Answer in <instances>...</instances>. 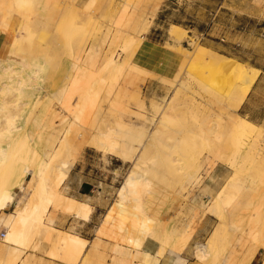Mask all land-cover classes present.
<instances>
[{
    "label": "bare ground",
    "instance_id": "obj_1",
    "mask_svg": "<svg viewBox=\"0 0 264 264\" xmlns=\"http://www.w3.org/2000/svg\"><path fill=\"white\" fill-rule=\"evenodd\" d=\"M94 1H88L84 9L88 11ZM31 2L32 0L14 1L19 7L28 6ZM46 26L47 21L43 19L39 29L44 31ZM113 27L116 35H119L118 40L124 39L123 51L125 52L127 47L136 46L137 52L142 44L141 39L128 36L119 22L113 23ZM168 32L170 40L178 45L177 49H180V43L184 40L193 47L190 37H186L182 28L171 26ZM17 33L15 40L9 45L11 49L9 54L24 51L25 45H30L31 34L28 31ZM41 33L43 37L44 32ZM114 39L117 37L114 36L112 40ZM176 48L171 50L177 54ZM77 55L81 60V66L77 77L74 74L76 80L74 82L73 79L71 80L73 84L71 83L69 87L72 89L66 85L67 91L63 93L61 91L59 98L62 101L60 107L68 112L72 108L74 97L79 94L78 107L81 110L79 120L74 123L73 128L65 132L63 137H59V134L55 136L52 131L55 128L48 125L49 127L46 128L51 130L54 136L50 134L51 138L49 140L47 138L44 151L39 152L35 145H29L25 153L14 152V148H11L13 143L25 138L24 135L18 134L19 126H15L20 112L15 107L19 108V105H13L14 102L8 100L0 105V116L3 117V122L0 121V165L8 158L10 165L12 158L19 155V159H27L28 163L40 171L28 202L8 222L2 240L5 244L2 264H16L20 261L21 252L26 250L31 240L27 235L34 231H43L46 235L44 239L52 243L48 253L51 258L68 264L88 263L87 257L82 258L83 249L87 244L84 240L56 230L45 223L51 209L75 212L76 217L88 220L91 208L87 204L64 197L60 191L72 166L71 162L75 160L74 157L84 144L96 148L104 156L110 155L122 162L131 160L134 167L141 170L136 177L129 175L118 191V201L109 208L101 227L99 226L100 229L97 231L99 237L113 238L117 234L130 232L137 246H142L148 238L153 240V237L146 232L154 217L152 213H147L144 201L148 195L156 196L154 188L160 192L157 194L156 202L166 197V191H160L158 187L165 181H170L171 184H178V181L183 183L182 191L177 195L183 196L184 193L187 195L202 184L200 170H204L207 174V171L216 165H224L232 170L231 177L223 185L226 186L224 192L220 189L213 193L210 188L204 191L209 194L207 195L209 206L204 211L216 218L217 226L205 243L195 245L194 256L197 261L206 264H252L260 249H264V151H262L264 147L260 146L261 143L264 144V129L240 117L237 112L259 77L260 71L226 58L214 57L207 51L195 49L191 58L185 57L184 68L174 74L175 80L174 75L163 79V83L173 86L174 90L171 98L162 102L163 105L151 103L152 115L148 116V113L146 114L148 117L143 115L146 111L142 101L139 102V98L136 100L131 96V100L137 102H135L136 109L130 110L126 107L120 110L119 107L112 106L109 109L112 120L107 125L98 126L94 119L102 120L103 118L98 119L96 116H101L103 113L92 97L91 88L96 79L101 77V72L108 71L109 78L116 80L115 85L118 80L123 79L128 87H133L142 70L132 63L133 57L131 59L126 57L118 63L115 58L109 56L110 54L98 66L99 51L95 47L90 48L86 53L78 51ZM20 61L22 68L34 71L27 74V79L20 78L16 82L19 88L14 89L8 87L14 82V78L9 76L13 72L7 73L9 66L0 63L1 88L4 91L12 89L21 92L24 87H29L28 93H38L39 76L45 61L41 63L30 56L28 60L24 58ZM178 91L181 92L180 97L175 98ZM129 106L131 107L130 104ZM185 114H189V118L178 126L179 118ZM90 115L96 117L93 119L94 123L92 119L89 122ZM123 118L126 119L125 122ZM43 129L44 127H40V131ZM90 130L91 132L93 130L94 134H90ZM58 131L60 132L61 129ZM196 154H201L202 158H195ZM64 155L73 156L61 166L59 160L63 159ZM248 156L255 157V181L253 177V181L239 178L235 173L239 160L244 157L249 159ZM33 170L0 177V211H4L14 202L16 188H20L19 192L23 191L24 177L31 175ZM56 170L57 174L54 176ZM253 186H255V201L247 203L251 211L245 214L242 211L241 199L245 191ZM194 217L190 218L194 219ZM192 219L183 229L178 230L161 225L158 239H155L160 249L156 252V258L168 252L174 259V264H185L181 254L191 239ZM169 228L171 231H168ZM170 236H174V239ZM140 256L141 254L135 257L140 258ZM152 260L151 256L144 254L141 264H148ZM20 263L27 264L29 261L23 260ZM261 264H264V261Z\"/></svg>",
    "mask_w": 264,
    "mask_h": 264
},
{
    "label": "rangeland",
    "instance_id": "obj_2",
    "mask_svg": "<svg viewBox=\"0 0 264 264\" xmlns=\"http://www.w3.org/2000/svg\"><path fill=\"white\" fill-rule=\"evenodd\" d=\"M14 1L15 0H10V3L6 7L4 6L5 3L0 5V12L3 14V20L1 23L3 25L2 30L12 38L10 39L11 43L15 40V36L18 34V31H28L31 34V39L29 43L30 45H25L24 51H15L14 53L9 54L11 51L9 45L11 43L4 47V54L0 57V63L1 65L9 66L7 73L12 71L13 73L9 74V76L14 78L13 84L8 85V87L14 89L19 88L16 82L20 80V78L27 79V74H29L31 71H34L31 69L29 70L28 68H22L20 60H23L24 58L28 60L30 56L34 60H39L41 63L45 61L43 63L44 68L40 73V79L38 81V87L40 91L38 93L34 92L36 95L28 93L29 87H24V90L21 92L12 89L10 91H4L0 85V105L4 104V102L7 100L9 102L13 101V105H19V108L15 107L16 110L20 111L19 117L16 118L15 126H19L18 128L20 129V132L18 134L24 135L25 138L19 142L15 141L11 147L14 148V152L17 151L19 153H25L29 145H35L39 152L44 151L46 149V142L49 140V138H51L53 133H55V136L59 134V137H63L65 132L71 127L73 128L74 123L79 120L81 114V110L78 107L79 94H76L77 96L74 97L75 99L72 104V108L68 112L63 111L60 107L62 101L59 98L61 91L62 93L64 91L66 92L67 86L69 87V85L71 83L73 84V82L76 80L81 66V60L77 55L78 51L86 53L90 48H97L99 51L98 66L103 63V60L106 59L109 54V56H111L113 59L115 58L114 60L116 62H121L126 57L131 59L135 55L136 46L127 47L125 48V52L123 51L124 39L123 41L122 38H119L121 41L118 40L119 35H116L113 23L119 22L120 27L126 31L128 36L140 38L142 42V38L148 34L151 28L157 29V34L166 38L169 33L168 28L174 26L171 25L172 23L182 22L183 24H191L193 22L195 25H203L205 23V18L201 10L204 7L205 0H93L94 4L88 11L84 8L88 5V1L90 0H84L83 9H77L76 5L79 0H32V2L25 7H19L14 3ZM184 1L187 5L184 4ZM248 1L249 0H245L244 5L242 6L246 12H249L250 10L249 7L247 8V6H249ZM173 7L175 8L176 12L172 11ZM255 15V20L264 21V0H255ZM240 16L245 18L244 15ZM11 17L12 21L7 23L5 20ZM155 18L156 20L153 22ZM43 19H46L47 21V26L44 31H42L43 29H39ZM230 20L234 21L233 19ZM183 30L186 33V37H190L193 47L189 46L187 40H184V42L180 43V49H177L176 47H170L171 49L176 48L177 55L180 57V62L177 66L175 75L179 69L184 68V63L186 60L185 57L191 58L195 49L207 51L212 56L217 58H226L231 61L238 62L244 66H248V64H246L248 62L239 60L237 61L233 58H229L230 56H227L228 54H231L229 49H224L220 46H215V49L210 48V44L208 42L209 37L206 38V34L212 35L211 38L217 40V42H220L221 39H225L223 38L226 36V34H224L226 31L225 29L215 27L211 30L209 28ZM230 31L231 30L228 32ZM41 32H44L43 37L41 35L43 33ZM114 36L115 38L117 37V39L112 40ZM186 39L190 41L189 38ZM28 52L31 53V55ZM27 53L28 55H24ZM232 55L236 54L233 53ZM238 56H242V54H239ZM255 59L256 60L253 61L252 64L264 66V43H262V41L257 48V55L255 56ZM175 75V78H173L174 80L176 79ZM73 76L75 78H73ZM72 79L73 82L71 81ZM163 79L164 78H156L142 70L140 77L134 83V86L128 87L127 83L123 79L118 80L117 84L115 85L114 83L116 80H112V77L109 78L108 71L101 72V77L96 79L91 88V94L94 101L96 104H98L103 113L101 116L99 115L100 117H96L98 119H103H100L99 121L94 119V115H90L89 122L94 119L96 121L95 124L98 126L107 125L109 121L112 120V117L109 115V109L112 106L119 107L120 110L121 108L125 109L126 107L130 110L136 109L137 102L133 100L134 97L135 99L139 98V102L142 101L146 111L143 115H152L151 103L163 105L167 99L171 98L172 91L174 90L173 86L164 84ZM62 88H64V90ZM69 88L72 89V87ZM169 90L170 92L167 93ZM180 94L181 92L178 91L175 94V98H179ZM131 96L133 98L132 100ZM128 102L132 108L129 106ZM237 114L240 116L238 112ZM107 115L109 116L107 117ZM188 118L189 114L181 116L177 125L180 126L179 123L184 124ZM2 119L3 117L0 116L1 122H3ZM94 120L92 121L93 123ZM123 120L125 122L126 119L123 118ZM90 124L92 125V123ZM48 125H52L56 132L52 130L53 133H51L52 131L47 129L49 127ZM21 127L23 128L21 129ZM40 127H44V129L40 131ZM259 127L264 129V125ZM60 129L61 131L59 132L58 130ZM89 133L94 134L93 130L92 132L90 130ZM82 146L83 147L80 149L79 153H77V155L74 157L75 160L71 162L72 166L76 162L82 160L81 152L84 148H91L97 152H100L88 144H84ZM260 146L264 147V144L261 143ZM262 151H264V148H262ZM72 152H74L73 148ZM64 156L63 159L61 158V160H59V164L61 163V166L65 164L67 160H70L73 155L69 157H67V155L65 157ZM194 157L201 159L202 155L196 154ZM248 157L250 161H246L249 160L246 157L239 160V165H237L235 173L239 178L255 181V157ZM251 159L254 162L251 161ZM84 160L85 165L88 164L87 167L90 171L95 173L105 172L106 174H109V181L113 183L114 187V195L111 196L112 202L118 201V191L123 187L129 175L136 177L141 172V170L134 167V164L131 160L122 162L121 160L110 155L104 156L103 154H91L90 157H84ZM107 160L109 163H105ZM100 163L101 166H99ZM4 164L0 165V177H5L6 175L10 174L18 175L22 174L24 171H30L31 169H34L31 175H26L24 177L22 182L23 191L19 192L20 188H16L14 191V202L8 205L4 211H0V232L6 233L9 220L13 219L17 212L28 202V199L33 192L32 190L35 186V181L40 175V171L28 163L27 159H19V155L12 158L10 165L9 158L4 162ZM104 164H108L106 169H104ZM226 167L224 165H216L207 171V166L205 169V171L208 172L207 174L204 172V170H200V176L202 174L203 178V182L201 184L202 186L200 185L197 189L191 190V193L189 192L187 195L186 193H184L183 196L177 195L182 191V187L184 186L183 183H179L177 180L178 184H171L170 181H165L163 184L158 186L160 191H166V197L161 199L160 202H156L157 194L159 192V190L157 191L156 188H154L156 196L148 195L146 197L144 202L147 213H152V216L154 217V221L149 225L146 232L153 237V240H147H150L156 245L157 251L160 249L158 247L159 243L155 241V239L158 237L161 225H164L163 227H172L176 230L181 228L183 229L184 225L190 219H192L190 217L195 216L194 219L191 220V239L188 242L185 250L182 252L181 257L185 259V264H206L202 262L200 263L195 259L194 247L196 244L205 243L210 234H208L204 240H200V242H197L198 239L192 238L199 226L201 220L200 218L202 216L209 215L204 211L209 206V198L207 196L209 194L205 193L204 191L210 188L213 193H216V191L218 192L220 189L222 192H224V189H226V186L223 185L232 175V170ZM56 174L57 170L53 173V175L55 176ZM222 195L224 196L223 193ZM241 201L243 203V213H250L251 209L248 208L247 203L250 201H255V186L245 191ZM56 211H61L64 214L75 215V212H65L62 209H51L47 218L45 219L46 224L52 226L51 217L54 216ZM77 218L83 219L81 217ZM208 221L209 224L213 225L214 230L217 226L216 218L212 216V219ZM170 228L168 231H171ZM42 232L43 231H34L27 235V238L31 240L26 250H24L25 252L35 250L37 246V252L43 251L41 248L44 243L40 239ZM165 232L167 233V231ZM165 232H163V234H165ZM170 237L173 238L174 236ZM112 239L116 242L113 247V252L115 256H117L112 259V263L133 264V260H137V264H141V259L135 257L136 255L141 254L138 252L141 246H137L135 244L133 241V235L130 232L122 233L121 235L117 234ZM122 244H125L127 247L131 248V254L127 255V253L124 251V247L121 246ZM0 245L4 247L5 244L0 241ZM161 257L165 259V264H171V257L168 252H164ZM124 258H130L129 260L131 261L127 262L124 260ZM168 260H170V262ZM262 261H264V249H260L256 259H254L252 264H261ZM87 264H105V262L101 255H97V257H94L93 260L88 259ZM148 264H157V261L153 259Z\"/></svg>",
    "mask_w": 264,
    "mask_h": 264
},
{
    "label": "crops",
    "instance_id": "obj_3",
    "mask_svg": "<svg viewBox=\"0 0 264 264\" xmlns=\"http://www.w3.org/2000/svg\"><path fill=\"white\" fill-rule=\"evenodd\" d=\"M244 1L245 0H205L204 7L201 9L205 18V23L203 25H195L193 22L191 24L179 22L172 23L171 25L181 27L182 29L209 28L211 30L212 28L219 27L220 29L226 30L224 32L226 36L223 37L225 39H221L220 42L211 38L212 35L210 34H206V38L209 37L208 42L211 49H215V46L229 49L231 53L227 55L228 57L230 56L229 58L248 62L246 63L248 66L260 71L259 77L252 86L238 110V113L247 121L261 126L264 125V66H257L252 64V62L256 60L257 48L261 41L264 43V40H262L264 39V21L255 20V0L248 1L249 6H247V8H250L249 12L244 11L242 7ZM4 3L6 7L10 3V0H0V5ZM184 4L187 5L185 1ZM76 6L77 9H83L84 0H79ZM172 11L176 12L174 7ZM240 15H244L245 18ZM2 20L3 14L0 12V57L4 54V47L11 43L10 39H12L2 30ZM155 20L156 18L153 22ZM5 21L7 23L12 21V17L7 18ZM229 30L231 31L228 32ZM142 40L143 42L140 48L132 58V63L139 69L156 78L172 77L177 70L180 57L173 52L170 47H178V45L170 40L169 35L166 38L158 35L157 29L155 28H151ZM233 53L236 55H232ZM239 54H242V56H238ZM91 154L102 155L94 149L84 148L81 152L82 160L76 162L70 168L67 178L60 188L64 197L87 204L91 208L88 220L78 219L73 214H64L61 211H56L54 216L51 217V224L56 230L75 235L87 243L83 249L82 258L87 257L89 260H93L97 255H101L105 264H114L111 261L113 258L117 257L113 252V247L116 242L109 237V239L105 236V238H102V236L99 237L97 232L101 227L100 225L105 214L115 202H112L111 197L114 195V187L113 183L109 181V174L105 172L95 173L88 169V164L85 165L84 157H90ZM105 163H109L108 160ZM104 165V169H106L108 164ZM99 166H101V163ZM200 219L199 226L192 238L198 239L197 242L204 240L214 228L208 221L212 219V216L205 215ZM44 235V232L40 235V239L44 243L41 248L43 251L37 252L38 246L35 250L30 252L22 251L20 254V261L16 262V264H21L20 262L23 260L26 262L29 261L27 264H68L51 258L48 255L52 243L47 242L44 239L46 235L45 237ZM121 246L124 247V251L127 255L131 254L130 247H127L125 244ZM4 251V247L0 245L1 264L4 259ZM138 252L141 253V260L144 254L155 259L157 247L150 240L146 239ZM25 258L27 260H25ZM129 259L130 258H124L127 262L131 261ZM156 261L157 264H165L164 258H156ZM173 262L174 259L171 257V264H173ZM132 263L137 264L138 261L133 260Z\"/></svg>",
    "mask_w": 264,
    "mask_h": 264
},
{
    "label": "built area",
    "instance_id": "obj_4",
    "mask_svg": "<svg viewBox=\"0 0 264 264\" xmlns=\"http://www.w3.org/2000/svg\"><path fill=\"white\" fill-rule=\"evenodd\" d=\"M4 235H5L4 232H0V241H2L4 239Z\"/></svg>",
    "mask_w": 264,
    "mask_h": 264
}]
</instances>
